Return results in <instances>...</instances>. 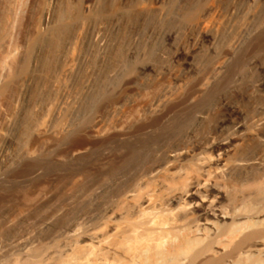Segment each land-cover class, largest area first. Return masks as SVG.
I'll list each match as a JSON object with an SVG mask.
<instances>
[{
  "label": "rangeland",
  "instance_id": "1",
  "mask_svg": "<svg viewBox=\"0 0 264 264\" xmlns=\"http://www.w3.org/2000/svg\"><path fill=\"white\" fill-rule=\"evenodd\" d=\"M252 167L264 0H0V264H110L137 219L239 202Z\"/></svg>",
  "mask_w": 264,
  "mask_h": 264
},
{
  "label": "bare ground",
  "instance_id": "2",
  "mask_svg": "<svg viewBox=\"0 0 264 264\" xmlns=\"http://www.w3.org/2000/svg\"><path fill=\"white\" fill-rule=\"evenodd\" d=\"M94 37L102 40L100 28L94 31ZM70 99L71 97L69 96L68 100ZM42 127H44L43 122L40 124V128ZM227 144L228 141H224L220 143L219 146H225ZM176 154L177 152L171 153L170 157L177 158L178 156H176ZM256 160L257 159L250 158L241 161V165H245V167L248 168L250 167L249 165L259 162ZM245 169L246 168L243 170ZM253 170L252 167L247 172L245 171V181L250 184V190H248L249 192L246 191L245 186L247 184H245V188L243 187L247 193L243 189L242 190L247 195L244 196L243 191H241V195L243 194L242 197L244 198H242L240 194H237L240 196L239 198H233L234 200L239 199V202H229L228 200L227 203L225 201L223 203L224 194H222V192H205L206 194L201 193L202 195H200V192L194 189L187 193L186 198L188 199L183 206L186 207L187 210L184 209L186 212L180 208L181 205H183L181 204L182 201L179 205L180 207H176V214L180 215L183 211L185 213L181 214L178 218L175 217V220H173L174 218L170 221H166L167 219L164 220V218L161 220L163 214L160 213L164 212L159 211L161 207H163L161 205L162 202L160 208L154 206L155 209L158 208L157 213L155 212L156 214L152 213V215L150 213V215H148L149 213L147 212V219L143 218L142 221L141 217L139 218L141 222L137 219L138 223L136 222L132 225L130 232L127 228L128 234L131 233V236H128L126 234L127 232L125 233L126 236H123L125 234L122 235L126 229L120 230L121 233L119 232L118 229L121 225L119 228H115L114 226V228L117 229L116 231L120 234L115 232L113 234L115 239L111 236L110 240L113 238V241H111L112 243L115 242L114 240H116L117 237L119 238L118 235L126 239L127 237L131 238H128L127 241H125L124 238V242L123 239H120V241L117 239L116 241H119V243L122 241L120 244H116L117 242L113 243L111 250L114 255V260L110 264H264V182H261L264 179L258 180L259 178L257 175H259L261 171L257 170L253 172ZM243 175L244 174H242V176ZM257 180L261 183H259L260 186L256 184L258 187L254 184L255 181L258 183ZM206 183L204 185L207 189L206 191H211L214 187L209 185L210 188L208 187V189ZM254 185L256 188H254ZM247 186L249 187V185ZM183 202L185 203V201ZM164 207H167V205ZM176 208L174 207L173 209ZM143 209H145V207H143ZM168 209L170 210V208ZM178 209L180 212H178ZM162 210L165 209L163 208ZM158 212H160L159 215H157ZM165 214H167L166 211ZM172 214L173 212L170 213V216ZM156 215L158 216L157 219H155ZM170 216L168 215L167 217L164 215V217L167 218ZM173 216H175V214H173ZM159 217L160 220H158ZM112 222H109V224L111 223L110 226L116 224L114 222V224H112ZM115 234L117 236H115ZM100 236L99 234H95L94 238ZM94 238L92 239L93 241ZM100 239L102 241L104 239L105 241V237ZM97 242H100V240ZM108 246L109 245H107V247ZM111 250H109V252ZM122 251H126L129 255H127V258L125 255L126 252H124V256L127 259H122L123 261L121 260V262L118 260L121 259L123 254L119 258H117V256H120L121 254L119 255L118 253Z\"/></svg>",
  "mask_w": 264,
  "mask_h": 264
}]
</instances>
